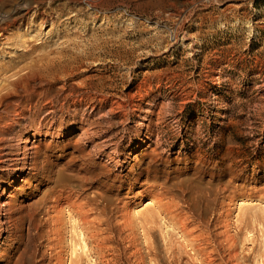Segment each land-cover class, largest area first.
Instances as JSON below:
<instances>
[{"label": "rangeland", "instance_id": "374dc122", "mask_svg": "<svg viewBox=\"0 0 264 264\" xmlns=\"http://www.w3.org/2000/svg\"><path fill=\"white\" fill-rule=\"evenodd\" d=\"M26 1L0 0V15ZM42 2L44 22L28 32L19 21L12 32L24 35L0 56L27 50L25 63H38L36 74L0 77V207L11 209L0 210V234L9 238L0 264H264V0ZM17 99L24 106L15 108ZM126 174L139 179L134 192L151 185L173 201L190 238L156 214L148 192L127 208L128 229L109 218L104 257L83 247L77 217L63 209L57 222L67 195L56 202V191L99 203L102 183L122 207Z\"/></svg>", "mask_w": 264, "mask_h": 264}, {"label": "bare ground", "instance_id": "6f19581e", "mask_svg": "<svg viewBox=\"0 0 264 264\" xmlns=\"http://www.w3.org/2000/svg\"><path fill=\"white\" fill-rule=\"evenodd\" d=\"M48 1V0H47ZM55 1H57V0H55ZM25 2V1H24ZM45 2V1H44ZM43 2H42V0H31V1H26V3L25 4H23L22 5V7L20 8H15L14 10H12L9 14H7L6 16H3V15H0V56H3L5 53L7 54L8 53V50H4V48L5 49H8L9 48V46H10V44H13L14 45V49H15V47H17V45L19 44L18 42L20 41L19 39H20V37L22 36V35H24V34H20V32L18 33L17 31H15V32H12V31H14V30H12L11 28L13 27L14 28V26L18 23V27H21V26H23V25H25V27H26V30L28 31V32H31V31H34L36 28V24L37 23H40V22H44V20H43V18H41L42 16L41 15H43L42 14V12H41V4H42ZM49 3V2H48ZM90 3V2H89ZM92 4V3H91ZM49 5V4H48ZM53 5V4H52ZM93 5V4H92ZM15 6V5H14ZM50 6V5H49ZM6 7V6H5ZM47 8V7H46ZM52 8V7H51ZM55 8H56V6H55ZM46 10V9H45ZM49 10V9H48ZM47 10V11H48ZM1 11V10H0ZM30 11H32V15H31V17H30V20H29V18H28V20L29 21H27V20H22L23 18H24V16L25 15H27ZM43 12H46V11H43ZM49 12V11H48ZM56 13V12H55ZM3 14V13H2ZM46 14H48V13H46ZM63 14V12L61 11V10H58V12H57V15H59V16H61ZM30 15V14H29ZM49 17H51V16H49ZM47 18V17H46ZM45 18V19H46ZM58 19V18H57ZM54 21V20H53ZM44 24V23H43ZM40 29V28H39ZM50 30V29H49ZM24 33V32H23ZM34 33V32H33ZM39 33V32H38ZM26 36V35H25ZM24 36V37H25ZM37 36V35H36ZM32 39V38H31ZM28 41V40H27ZM26 41V42H27ZM25 42V41H24ZM25 42V43H26ZM2 45H7L8 47H5V46H2ZM16 45V46H15ZM23 45H24V43H23ZM25 46V45H24ZM4 47V48H3ZM12 47V46H11ZM20 47V46H19ZM31 47V46H30ZM40 47V46H39ZM13 48V47H12ZM27 48V47H26ZM44 52H46V51H44ZM48 52V51H47ZM38 56V55H37ZM44 56V55H43ZM43 56H42V58H43ZM46 56V55H45ZM4 57V56H3ZM31 56H30V54L28 53V51L26 50V51H24V52H19L18 54H17V57H16V59H8V60H0V77H4L5 76V74L7 73V72H9L10 70H14V69H16V70H24V69H27V71L28 72H30V71H32L33 70V67H32V64H34V63H37V62H35L37 59H35V61H33L34 63H32V62H28V63H25V61L26 60H31V58H30ZM34 57V56H33ZM36 57V56H35ZM1 58V57H0ZM37 58V57H36ZM51 58V57H50ZM18 59H22L21 61H19ZM50 61H53L54 62V59L53 60H51L50 59ZM52 62V63H53ZM40 64V63H39ZM54 64V63H53ZM35 65V64H34ZM33 65V66H34ZM37 65H38V63H37ZM52 65V64H51ZM41 66V65H40ZM49 66V65H48ZM40 68V67H39ZM45 68V67H44ZM49 68V67H48ZM35 69V68H34ZM50 69V68H49ZM36 70V69H35ZM39 70V69H38ZM37 70V71H38ZM44 70V69H43ZM48 70V69H47ZM44 71H46V70H44ZM34 71H32V73H33ZM39 72V71H38ZM43 72V71H42ZM52 72V71H51ZM35 73V72H34ZM48 73V72H47ZM50 73V72H49ZM36 74V73H35ZM29 75V74H28ZM47 75V74H46ZM42 76V75H41ZM54 76V75H53ZM19 77H21V76H19ZM40 77V76H39ZM43 77V76H42ZM15 79V78H14ZM43 79V78H42ZM48 79V78H47ZM52 79V78H51ZM1 80H2V78H1ZM7 81V80H6ZM45 81V80H44ZM11 82V81H10ZM39 83V82H38ZM48 83H49V81H48ZM11 86H13V85H11ZM38 86H40V85H38ZM32 87V86H31ZM42 87V86H41ZM22 88V87H21ZM4 90V89H3ZM11 91V90H10ZM21 91H23V90H21ZM21 91H19V92H21ZM26 91V90H25ZM33 91V90H32ZM44 91V90H43ZM46 91V90H45ZM41 92V91H40ZM3 93H5V92H3ZM2 93V94H3ZM10 93V92H9ZM13 93V92H12ZM23 93V92H22ZM21 93V94H22ZM29 92H27V94H28ZM42 93V92H41ZM41 93H39V94H41ZM1 94V95H2ZM18 94V93H17ZM26 94V95H27ZM30 95V94H29ZM15 97H16V95H14ZM28 96V95H27ZM33 96V95H32ZM19 97V96H18ZM24 97V96H23ZM35 97V96H34ZM31 98V97H30ZM3 99V98H2ZM24 99V98H23ZM32 99V98H31ZM25 100V99H24ZM22 102H23V100L21 101L20 99H17L16 101H15V103H14V107L15 106H20V105H22ZM30 103V102H29ZM28 103V104H29ZM8 104V103H7ZM10 105V104H9ZM22 106H24V105H22ZM5 107V106H4ZM29 107V106H28ZM13 108V107H12ZM16 108V107H15ZM20 108V107H19ZM17 109H18V107H17ZM6 110V109H5ZM12 111V110H11ZM53 111V110H52ZM1 112V111H0ZM4 112H8L7 110L6 111H4ZM4 112H3V115H5L4 114ZM15 112V111H14ZM19 112V111H18ZM22 113V112H21ZM16 114H17V112H16ZM2 115V114H1ZM7 115V114H6ZM13 115V114H12ZM19 115V114H18ZM8 116V115H7ZM10 116V115H9ZM20 116V115H19ZM24 116V115H23ZM44 116V115H43ZM4 117V116H3ZM13 117V116H12ZM14 118V117H13ZM28 118V117H27ZM43 118V117H42ZM0 119H2V118H0ZM4 119H5V117H4ZM55 119V118H54ZM12 120V119H11ZM4 121V120H3ZM31 121V120H30ZM29 121V122H30ZM41 121V120H40ZM19 122V121H18ZM53 122V121H52ZM4 123V122H3ZM2 123V124H3ZM18 124V123H17ZM29 124V123H28ZM35 125V124H34ZM36 125H38V124H36ZM5 126V125H4ZM37 128V127H36ZM47 131V130H46ZM4 133V132H3ZM20 134V133H19ZM34 134V133H33ZM46 134V133H45ZM5 135V134H4ZM91 135V134H90ZM20 136V135H19ZM49 136V135H48ZM22 137V136H21ZM6 138V137H5ZM86 138V137H85ZM2 139V138H1ZM1 139H0V141H1ZM105 140V139H104ZM104 140H102V141H104ZM6 141V140H5ZM26 141V140H25ZM105 142V141H104ZM103 143V142H102ZM104 145H105V143H104ZM103 145V146H104ZM108 145H110V144H108ZM116 148V147H115ZM24 150V149H23ZM30 151V150H29ZM111 151V150H110ZM114 151V150H113ZM8 152V151H7ZM6 152V153H7ZM31 152V151H30ZM115 152V151H114ZM114 152H112V153H114ZM26 153V152H25ZM32 153H34L33 151H32ZM117 153V152H116ZM23 154V153H22ZM38 154V153H37ZM2 155H4V154H2ZM10 155H11V153H10ZM24 155V154H23ZM29 155V154H28ZM34 155V154H33ZM39 155V154H38ZM12 156V155H11ZM110 156V155H109ZM23 157V156H22ZM114 157V156H113ZM17 158V157H16ZM15 158V159H16ZM20 158V157H19ZM24 158V157H23ZM27 158V157H26ZM111 158V157H110ZM110 158H108V159H110ZM1 159V158H0ZM25 159V158H24ZM31 159V158H30ZM113 159V158H112ZM22 160V159H21ZM28 160H29V158H28ZM23 161V160H22ZM25 161V160H24ZM23 161V162H24ZM18 162V161H17ZM34 162H35V160H34ZM9 163V162H8ZM14 163H16V162H14ZM30 163V162H29ZM32 163V162H31ZM128 163V162H127ZM24 164V163H23ZM23 164H22V166H23ZM36 164V163H35ZM16 165V164H15ZM26 165H28V164H26ZM94 165V164H93ZM125 165V164H124ZM21 166V165H20ZM19 166V167H20ZM30 166L28 165V168H29ZM33 167V166H32ZM38 167V166H37ZM132 167V166H131ZM12 168V167H11ZM16 168V167H15ZM22 168H24V167H22ZM27 168V167H26ZM29 170V169H28ZM36 170V169H35ZM147 170V169H146ZM121 171V170H120ZM133 171V170H132ZM31 172V171H30ZM36 172H38V171H36ZM98 172V171H97ZM129 172V171H128ZM135 172V171H134ZM138 172V171H137ZM140 172V171H139ZM40 173H41V171H40ZM23 174V173H22ZM137 174V173H136ZM33 175V174H32ZM132 175V174H131ZM135 175V174H134ZM122 176V178L123 177H125V181H126V183L128 184V187H127V190H126V192H127V195H129L130 196V201L128 202V203H125V205H121L122 207H117V205L115 204V205H113V196L111 195V194H107V192L103 189V185L104 184H102V183H99L98 185H97V192L96 193H98L97 195H99V203L98 202H96V200L95 199H91V198H87V199H84V200H79V199H77L76 200V197L75 198H72L73 196H72V194L71 193H69V192H67L66 190L64 191V190H59V193L60 194H58L57 193V191H56V193H54V195H55V201L57 200V199H59V197H62V196H64L65 197V195H67L66 197V201H64L65 203H61V205L60 206H57V207H55V212L54 213H56V216H57V222H59V213H61V210H63V209H66V211H67V213H68V215L71 217V218H73V217H77L79 220H77V224L76 223H72L73 225H72V228H73V232L76 230V229H78L79 228V232H78V235L80 236V238H82V243H83V247L84 248H86L87 247V245L88 244H90L92 247L94 246L95 248H96V250H97V255H98V257L97 258H99V256H103L104 254H103V249L105 248V247H107V245H109V242H110V240H109V238L110 237H108V235L106 234V233H108L109 232V229H110V226H109V218L110 217H112L113 215H117L116 217H120V218H122L123 220H120L121 222H117V223H120L119 224V228L121 229V230H124L125 228H127V227H130V226H132V218H133V216H131V213L129 212V211H127V208L128 207H130V209L132 208V206H134V205H137V203L138 202H140L141 200H142V198L145 196L144 195V193L145 192H148V194H149V198H148V204H150V205H152V206H155L154 208L155 209H157L156 211V214H161L162 215V212H164L165 213V217L167 216L168 217V219L170 220H173L174 219V221L178 224V226H180L181 225V229H179V231L180 232H182V234H184V235H186L185 237H188L189 236V238H190V236L191 235H189L191 232H190V230H192L193 228L191 227V229L189 230V228H190V224H188L189 225V227H188V225L186 224V222L183 220V218H181V214H182V212H184V211H181V214L180 215H178V217L180 216V218H177L176 216V214H177V212H176V214H174L173 213V210H171V204H169V202H171V201H166V202H168V203H166V202H164V201H162V199H163V196H162V198H161V196L160 195H157V194H153V191L154 190H152V186L151 185H147L145 188H143L142 190H140V191H137V192H134V190H135V188L137 187L136 185V182L139 180V179H137V178H133V177H130L129 175H121ZM139 176V175H138ZM142 176V175H141ZM144 176V175H143ZM112 177H114V176H112ZM119 177V176H118ZM140 177V176H139ZM17 178V177H16ZM108 178V177H107ZM146 178V177H145ZM152 179V178H151ZM115 180V179H114ZM153 180V179H152ZM84 181V180H83ZM118 181V180H117ZM141 181H143V180H141ZM146 182V181H145ZM148 182V181H147ZM155 182V181H154ZM104 183V182H103ZM112 183V182H111ZM119 185V184H118ZM145 185V184H144ZM105 186V185H104ZM117 186V185H116ZM140 187V186H139ZM58 188V187H57ZM106 189H108V188H106ZM119 189V188H118ZM96 190V189H95ZM94 190V191H95ZM73 192V191H72ZM77 192V191H76ZM156 193V192H155ZM157 193H158V191H157ZM165 193V192H164ZM163 193V194H164ZM81 194H82V192H81ZM76 195V194H75ZM79 195V194H78ZM83 196H86V195H83ZM63 197V198H64ZM78 198V197H77ZM85 198V197H84ZM97 198V197H96ZM169 198V197H168ZM129 199V198H128ZM79 200V201H78ZM166 200V199H165ZM168 200V199H167ZM169 200H171V199H169ZM59 201V200H58ZM126 201V200H125ZM57 202V201H56ZM173 202V201H172ZM171 202V203H172ZM12 203V202H11ZM117 203V202H116ZM119 203V202H118ZM122 203V202H121ZM6 204V203H5ZM11 205V204H10ZM15 206V205H14ZM116 207H117V210H115L116 209ZM172 208H174V207H172ZM191 208V207H190ZM2 209V211H4L5 213H9L10 211H11V209L9 208V209H6V208H2V207H0V210ZM175 209V208H174ZM176 210V209H175ZM190 210V209H189ZM51 212H52V210H50ZM132 211V210H131ZM151 211V210H150ZM186 212H189V211H186ZM64 213V212H63ZM144 213V212H143ZM148 213V212H147ZM180 213V212H179ZM178 213V214H179ZM135 214V213H134ZM137 214V213H136ZM190 214V213H189ZM6 215V214H5ZM144 215H146V214H144ZM153 215V214H152ZM151 215V216H152ZM4 216V215H3ZM136 216H138V215H136ZM151 216H144L143 217V220L141 219V221H144V222H146V223H149V222H151V219L154 217H152L151 218ZM191 216V215H190ZM48 218H49V216H47ZM53 217H55V216H53ZM59 217V218H58ZM162 217V216H161ZM160 217V218H161ZM166 217V218H167ZM182 217H183V215H182ZM186 217H188V215H186ZM193 217V216H192ZM47 218V219H48ZM62 218V217H61ZM141 218V217H140ZM155 218V217H154ZM189 218V217H188ZM114 219H115V217H114ZM193 219H195V218H193ZM49 220V219H48ZM62 220V219H61ZM73 221V220H72ZM118 221V220H117ZM193 221V220H192ZM115 222V221H114ZM174 222V223H175ZM201 222V221H200ZM7 223V222H6ZM190 223V222H189ZM51 224V223H50ZM145 224V223H144ZM176 224V225H177ZM180 224V225H179ZM194 224V223H193ZM195 224H196V220H195ZM194 224V225H195ZM200 224V223H199ZM2 225H3V223H2ZM62 225H63V223H62ZM143 225V224H142ZM175 225V226H176ZM198 225V224H197ZM7 226V225H6ZM57 225H56V221H55V227L54 226H52V227H54V228H51L52 229V231H53V235L55 236L54 237V246L55 247H59V248H61V247H63V246H61L60 247V245H61V243H62V239L64 238V237H62V234L59 232V228H57L56 227ZM64 227H65V225H63ZM149 226V225H148ZM192 226V225H191ZM60 227H62V226H60ZM140 227H142V226H140ZM147 227V226H146ZM150 227V226H149ZM177 227V226H176ZM194 227H196V225L194 226ZM9 228V227H8ZM143 228V227H142ZM141 228V229H142ZM145 228V227H144ZM177 228H179V227H177ZM201 228H202V226H201ZM5 229H7V228H5ZM128 229V228H127ZM195 229V228H194ZM197 229V228H196ZM116 230V229H115ZM132 230V229H131ZM197 230H199V229H197ZM197 230H196V232H197ZM226 230V229H225ZM5 231V230H4ZM203 231H205V230H203ZM190 232V233H189ZM200 232V231H199ZM198 232V234L199 235H203V234H200V233H202V232H200L199 233ZM227 232V231H226ZM1 233V232H0ZM6 233H8L7 231H6ZM10 233V232H9ZM46 233V232H45ZM75 233V232H74ZM147 233V232H146ZM188 233V234H187ZM194 233V232H193ZM112 234V233H111ZM119 234V233H118ZM148 234V233H147ZM146 234V235H147ZM197 234V233H196ZM197 234V235H198ZM209 234V233H208ZM223 234V233H222ZM77 234H76V236L77 237H79ZM113 235V234H112ZM122 235V234H121ZM196 235V236H197ZM198 235V236H199ZM206 235V234H205ZM221 235V234H220ZM224 235H225V233H224ZM65 236V235H64ZM74 234H73V239H74V241H76V237ZM120 236V235H119ZM195 236V235H194ZM195 236V237H196ZM226 236V235H225ZM10 237V236H9ZM72 237V236H71ZM112 237V236H111ZM201 238L203 237V236H200ZM227 237V236H226ZM226 237H224L225 239H226ZM48 238V237H47ZM50 238V237H49ZM136 238V237H135ZM184 238V237H183ZM194 238V237H193ZM197 238V237H196ZM230 238H232L233 239V237H230L229 236V239ZM112 239V238H111ZM126 239V238H125ZM186 239V238H185ZM229 239H226L225 241L226 242H228L227 243V245L229 244ZM231 239V240H232ZM5 240H8L9 241V238L7 239L6 238V236H1V234H0V242L1 241H5ZM116 240H117V238H116ZM135 240V239H134ZM133 240V241H134ZM227 240H229V241H227ZM64 241V240H63ZM207 242V241H206ZM5 243V242H4ZM4 243H3V245H4ZM7 243V242H6ZM205 243V242H204ZM70 244V243H69ZM135 244V243H134ZM208 244V243H207ZM232 244V243H231ZM2 245V246H3ZM64 245H66V244H64ZM111 245V244H110ZM115 245V244H114ZM230 245V244H229ZM228 245V246H229ZM76 246V245H75ZM135 246V245H134ZM198 246V245H197ZM72 247H73V245H72ZM109 247H111V246H109ZM232 246H230V248H231ZM194 248V247H193ZM230 248H229V250H230ZM53 249H54V251H55V248L53 247ZM76 249V248H75ZM88 249V248H87ZM106 249V248H105ZM3 250V249H2ZM57 250V249H56ZM60 250V249H59ZM62 250V249H61ZM72 250V249H71ZM107 250V249H106ZM105 250V251H106ZM149 250V249H148ZM225 251H226V248L224 249ZM232 250V249H231ZM73 251H75L74 249H73ZM85 251V250H84ZM83 251V252H84ZM93 251V250H92ZM140 251V250H139ZM203 251H204V249H203ZM203 251H198L199 252V254H201V253H203ZM233 251V250H232ZM231 251V252H232ZM4 252V251H3ZM2 252V253H3ZM72 252V251H71ZM224 252V251H223ZM61 253V252H60ZM81 253V252H80ZM86 253V252H85ZM105 253V252H104ZM140 253V252H139ZM230 253V252H229ZM4 254V253H3ZM23 254V253H22ZM59 254V253H58ZM234 254V253H233ZM237 254V253H236ZM75 255V254H74ZM203 255V254H202ZM225 255V254H224ZM232 255V254H231ZM238 255V254H237ZM2 256V255H1ZM10 256V255H9ZM61 256V255H60ZM139 256V255H138ZM52 257H53V255H52ZM69 257V256H68ZM79 257V256H78ZM104 257V256H103ZM228 257V256H227ZM55 258H58V260L57 261H59V258L60 257H55ZM84 258V257H83ZM230 258V257H229ZM231 258H232V256H231ZM54 259V258H53ZM62 259V258H61ZM70 259V258H69ZM208 259H209V257H208ZM226 259V258H225ZM233 259V258H232ZM238 259V258H237ZM75 260V259H74ZM102 260V259H101ZM227 260V259H226ZM231 260V259H230ZM234 260H236V259H234ZM50 261V260H49ZM56 261V260H55ZM138 261V260H137ZM142 261H143V259H142ZM77 262V261H76ZM236 262H238V261H236ZM78 263V262H77ZM82 263V262H81ZM211 263V262H210ZM63 264V263H62ZM239 264V263H238Z\"/></svg>", "mask_w": 264, "mask_h": 264}]
</instances>
